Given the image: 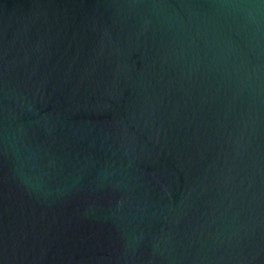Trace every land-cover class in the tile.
I'll list each match as a JSON object with an SVG mask.
<instances>
[{
  "label": "water",
  "instance_id": "water-1",
  "mask_svg": "<svg viewBox=\"0 0 264 264\" xmlns=\"http://www.w3.org/2000/svg\"><path fill=\"white\" fill-rule=\"evenodd\" d=\"M0 264H264V0H0Z\"/></svg>",
  "mask_w": 264,
  "mask_h": 264
}]
</instances>
